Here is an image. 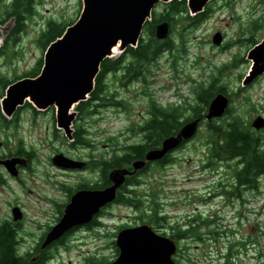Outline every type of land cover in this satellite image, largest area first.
Returning <instances> with one entry per match:
<instances>
[{
	"label": "rangeland",
	"instance_id": "obj_1",
	"mask_svg": "<svg viewBox=\"0 0 264 264\" xmlns=\"http://www.w3.org/2000/svg\"><path fill=\"white\" fill-rule=\"evenodd\" d=\"M9 2L0 0V20L6 17L8 8L5 3ZM82 8L83 0H34L33 11L24 18V29L19 34L13 35L15 17L0 23V77L13 80L33 71L45 56L47 48L42 46L41 36L49 20L69 24L79 17ZM164 9L163 3L156 7L158 12ZM205 10L209 12L208 18L196 28L184 27L183 19L174 22L170 38L175 41L176 50L167 51L151 62L144 80L127 81L124 67L105 75L104 83L111 98L127 101L126 110L115 101L92 102L83 112L75 108L77 118L73 128L81 126L88 133L85 136L91 140L89 146L73 143L65 135L58 127L54 107L40 111L27 102L10 118L1 110L0 154L25 149L33 155L31 167L24 168L15 179L7 177L5 185L0 184V221L12 218L15 205L21 206L25 212L23 236L27 246H20V253L25 254L37 245L50 221L44 213L49 209L46 199H65L67 195L63 187L98 180L104 154L107 158L110 154L114 156L122 150L127 139L140 140L139 131L134 132L150 119L152 99L164 107L180 105L182 112L190 115L193 107L201 105L198 99L200 86L211 83L225 86L230 111L240 115L264 140V129L256 131L251 127L257 116H264V77L244 84L253 66L250 50L264 38V0H211ZM218 31L224 36L219 46L212 41ZM128 56L126 50L119 49L110 58L124 64L130 60ZM228 117L215 122L226 125ZM11 118L14 123L9 125L7 122ZM208 128L203 122L191 141L175 149L172 163L153 167L144 178L141 190H148L150 195L158 193L160 211L174 225L189 224L188 218L192 215L213 220L212 223L201 221L197 224V241L190 244L183 241L181 260L184 264H227L230 251L234 258L237 256L244 264H250L255 247L264 251V177L254 189L256 193L251 195L249 205L253 211L236 212L231 191L234 170H241V167L234 169L231 166L242 162V158L223 160L213 157ZM217 139L221 147L222 138ZM107 144L109 150L105 148ZM59 152L90 161L91 168L72 172L71 168L56 166L52 157ZM95 159L96 165L93 163ZM146 214L113 206L103 222L110 226L107 230L112 236L120 225L146 223L141 217ZM204 231L212 233L216 247L212 245L214 241L202 244ZM248 237L257 245L248 253L239 254L236 242ZM91 242V238H87L80 243H70L66 249H57L55 259L49 260L48 264H110L111 249ZM135 257L140 263H149L155 256L146 251Z\"/></svg>",
	"mask_w": 264,
	"mask_h": 264
},
{
	"label": "water",
	"instance_id": "obj_2",
	"mask_svg": "<svg viewBox=\"0 0 264 264\" xmlns=\"http://www.w3.org/2000/svg\"><path fill=\"white\" fill-rule=\"evenodd\" d=\"M172 1L174 0H83V9L76 23L69 26L62 36L47 47L41 73L37 77L22 78L7 88L6 95L1 101L3 113L11 117L26 101L41 111L55 107L58 127L65 131L69 139H73L72 125L77 116L75 105L86 101L94 90L101 64L113 56L115 47L123 51L129 46L136 47L146 23L152 20L155 6L160 2ZM187 1L190 12L197 14L205 9L210 0ZM170 30L168 21L159 23L156 25V37L161 40L167 39ZM212 41L220 45L223 34L217 32ZM249 57L253 59V66L245 77V85L264 73V40L251 50ZM228 105L227 95L218 93L210 103L206 119L222 117ZM201 120L196 118L186 122L176 135L163 141L161 148L150 150L144 160H135L133 170L113 169L110 172L113 182L111 187L102 191L83 190L75 194L66 208L63 219L48 234L42 248L60 239L73 227L90 221L101 207L116 199L117 190L123 185L127 175L135 174L149 161L162 159L179 147L184 140L194 137ZM253 125L256 129L263 128L264 117H256ZM52 160L55 165L66 168H82L85 165L83 161L72 160L63 153L55 155ZM18 164L26 166L27 162L20 157L0 160V165H5L14 176L19 175ZM13 212L15 220L22 218L23 214L19 207L14 208ZM129 233H119L117 242L123 252L113 264H168V259L159 254L161 243L154 246V249L157 248L158 256L153 254L155 257L151 258L149 263L145 261L140 263L134 255H126L125 251L131 248L125 244ZM139 249L142 253L149 248L142 246ZM174 249L173 246L172 252ZM169 264H172L171 259Z\"/></svg>",
	"mask_w": 264,
	"mask_h": 264
},
{
	"label": "trees",
	"instance_id": "obj_3",
	"mask_svg": "<svg viewBox=\"0 0 264 264\" xmlns=\"http://www.w3.org/2000/svg\"><path fill=\"white\" fill-rule=\"evenodd\" d=\"M34 0H10L9 3H5L8 11L6 12V17L0 20V23H5L9 19L15 17L17 19L13 35L19 34L24 28V18L32 13ZM165 6L164 11L158 12L155 10L153 12L152 20L147 22L144 27V34L139 40L136 47L129 46L126 49L128 57L130 60H126L123 64L120 60H113L112 58H107L101 64V71L96 78L95 88L90 94V97L86 101H82L77 105L79 111L87 110L89 104L92 102H111L115 101L111 98L109 92L107 91V86L104 83V78L109 71L117 70L121 67L125 69V77L127 81L144 80L145 75L148 72V65L160 58L163 53L167 51L176 50L177 46L175 41L170 37L167 40H160L156 37L155 26L159 22L168 20L174 22L178 19H183L185 22L184 27L196 28L200 26L207 18L208 11H203L192 15L188 9L187 0H174L169 3L163 4ZM75 20L69 24L57 23L54 19H50L48 22L47 29L43 32L41 36L42 46L47 48L53 41L58 37L62 36L66 28L74 23ZM172 33V30H171ZM43 66V60H40L37 67L30 73L23 75L21 77L15 78L13 80H7L0 77V100L4 97L7 88L23 77H36L41 72ZM226 87L217 84H210L206 87L200 86L198 90V99L200 101V106L192 108V114L185 115L184 110L182 112V106L175 105L164 107L157 104L153 99L150 104V119L144 123L139 131L151 130L155 137L159 138L161 142L166 136L176 134L181 126L198 117L204 119V114L207 112V107L209 106L210 100L218 93H226ZM115 103L121 104L125 110L127 109L128 102L124 99L120 101H115ZM30 104V103H29ZM31 105V104H30ZM33 107V106H32ZM34 108V107H33ZM185 109V108H184ZM1 113V105H0ZM229 115L227 118L226 125L216 124L224 120L222 118L215 119L214 122H206L208 124V129L210 132L211 140L209 141L211 147L212 156L215 158H220L223 160L233 159L235 157H241L242 162L246 164L238 170L239 181L249 180V177H253V188L258 185L257 179L260 174H264V151L259 149V143L262 139L261 136L257 135L255 131L251 130L249 123L246 124L245 121L238 114H234L230 109L227 110L225 116ZM224 116V117H225ZM214 125V126H213ZM78 129L74 128L77 132V141L79 145L89 146L91 140H88L85 133H88L77 126ZM74 133V132H73ZM222 138V146H219L218 139ZM130 147V153L128 156L135 158L136 156H141L148 148L146 145ZM151 146H154L151 144ZM126 161V157L115 156L110 166H107V170L114 168L115 166L121 167ZM163 167V166H161ZM134 202H137L133 198ZM143 217L146 219L147 223L150 224H172L169 222V217L164 215L163 212H146ZM16 241L11 233L10 229L3 228L0 232V264H27L29 258L22 257L18 253ZM43 264V263H42Z\"/></svg>",
	"mask_w": 264,
	"mask_h": 264
},
{
	"label": "flooded vegetation",
	"instance_id": "obj_4",
	"mask_svg": "<svg viewBox=\"0 0 264 264\" xmlns=\"http://www.w3.org/2000/svg\"><path fill=\"white\" fill-rule=\"evenodd\" d=\"M264 74L257 77L255 80L258 81L259 79L263 78ZM254 80V81H255ZM14 118H11L8 120L7 124H13ZM141 128V127H140ZM263 130V129H262ZM133 132V130H131ZM261 131V130H260ZM136 133V132H134ZM141 134L140 140L132 141L130 139L126 140V143H124L121 147L123 149H126V151H123L122 157H126V161L124 164H122L121 167H127L130 170H133L132 164L134 160H144L146 157V154L151 149H156L161 147L164 139L168 136H166L161 142H159V138L153 134L151 130H143L139 132ZM73 143L77 141V132L74 130L73 133ZM262 138V137H261ZM142 144L141 146L146 145L148 148L141 156H136L135 158L128 156L130 153V147L138 146ZM154 145V146H151ZM86 146V145H85ZM110 145H105L106 150H109ZM259 149L261 151H264V140L261 139L259 143ZM62 153V152H59ZM121 154V152L119 151ZM65 154V153H64ZM174 151L167 154L163 159L155 161V162H148L147 165L137 171V173L133 175H128L125 183L122 185L121 188L118 190V198L113 203H108L107 205L101 207L97 214L94 215V217L90 220L85 222L82 225H78L67 231L60 239L57 241H54L50 245H48L46 248H42L43 243L46 241L48 234L61 222L63 219L67 206L71 203L72 198L75 194H77L80 191L83 190H92V191H102L107 189L108 187H111L113 185V182L110 178V171L114 168H117L118 166H115L114 168H110L107 170V166H110L111 164V158L112 154L109 155V157H106V154H104V159L100 160V170H98L99 173V179L93 181L92 183H78L75 186H66L63 187L66 192V198L62 200L57 199H46L47 203L46 206L49 207L48 210H46L45 216L50 217V221L45 225V229L43 231L42 236L40 237V240L37 242V245L32 247L31 250H27L24 252L25 254H22V257H25L26 259L30 257L27 264H48L49 260H54L56 257L55 251L59 248H65L70 245V243L73 242H83L87 238H91L92 242L91 244H103L102 246L105 248H109L112 251V261L110 264H113L114 261L121 255L123 252L121 247L119 246L118 242L116 241L118 235L120 232H130L128 235V238H133V245L132 248L125 251V254L128 256L131 255H137L140 253L139 246L142 245L140 239H143L145 242H150L151 239L157 238L161 239V248L159 251V254L163 257L169 260H172V264H184L181 260V252H182V246L183 241H188L187 244H190L192 241H197V236H195L197 224H199L201 221L203 222H210L212 223V219H202L201 217L197 215L189 216L188 222L189 224L186 225H170V224H151L149 226L135 223V224H124L117 227L114 234L111 236L110 230H107V227H110L107 225L104 221L105 216L108 212H110V209L113 206H122V207H128L132 210H135L137 212H159L160 206H159V199H158V193L152 192V195L148 192V190L143 189L145 192H141V188L144 187V178L148 175L150 170L157 166H166L169 164L174 158L173 156ZM66 155V154H65ZM22 157L25 160H28V166H22L18 165L17 170L20 171V174L25 170L24 168H29L32 165L33 162V155L28 150L22 149L20 151H8L3 154H0V159H11L13 157ZM68 156V155H67ZM70 157V156H68ZM53 158V157H52ZM72 159H77L70 157ZM26 160V162H27ZM78 160V159H77ZM94 165L97 164L96 159L93 161ZM246 164V162L238 161L235 166H231V168H239L243 167ZM91 168L90 161H87V165L82 167L83 171H86ZM79 171L77 169H72ZM11 173L5 168L4 165L0 166V184L5 185L6 184V178L11 177ZM264 177V174H260L258 178V182L261 178ZM13 179V177H11ZM234 186L233 190L231 191L232 197L235 199V210L236 212H252L253 210L250 209V203H251V195L252 193H256L255 190L252 188L253 185V177H249V180H242L239 181V175L238 170H234ZM260 183V182H259ZM133 198L137 200V202H134ZM20 207L19 205H15L12 208V218L0 221V232L3 230V228L10 229L11 233L13 234L15 241H16V247L19 248L22 246V248L26 247V237L23 236L24 229H23V221L25 219V212H23V216L21 219L15 221L14 215H13V209L15 207ZM133 233V234H132ZM92 234V236H88ZM205 236L202 238L204 241L202 244L212 242L213 247H216L215 245V239L211 236L212 233L204 231ZM22 237V238H21ZM111 238L113 240H111ZM129 242V241H128ZM126 242L125 244L127 245ZM86 244V243H85ZM237 247L239 249V254L248 253L249 250H252L253 247L257 245L255 240H253L251 237H248L247 240H240L236 242ZM87 245V244H86ZM177 245V246H175ZM173 246L175 247L174 252ZM177 247V248H176ZM253 251L255 252V256L251 257L250 260L252 262L250 264H264V251L263 250H257L256 247ZM228 260L227 264H244L242 260H239L237 256L234 258V253L230 251L227 255ZM193 264V263H191Z\"/></svg>",
	"mask_w": 264,
	"mask_h": 264
},
{
	"label": "bare ground",
	"instance_id": "obj_5",
	"mask_svg": "<svg viewBox=\"0 0 264 264\" xmlns=\"http://www.w3.org/2000/svg\"><path fill=\"white\" fill-rule=\"evenodd\" d=\"M113 51H114V53H117L118 51H119V48L118 47H115L114 49H113ZM141 240V243H143L142 245H140L139 246V248L140 247H142V246H147L150 242H151V240H150V242H148V243H144L145 241L143 240V239H140ZM129 241V242H128ZM127 245L129 246V247H133V245L135 244V243H133V238L131 237V238H128V240H127Z\"/></svg>",
	"mask_w": 264,
	"mask_h": 264
}]
</instances>
